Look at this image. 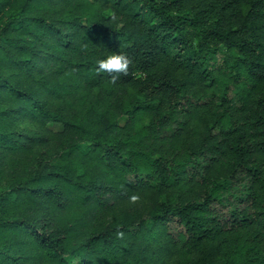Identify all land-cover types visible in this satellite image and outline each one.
Masks as SVG:
<instances>
[{
  "label": "trees",
  "instance_id": "trees-1",
  "mask_svg": "<svg viewBox=\"0 0 264 264\" xmlns=\"http://www.w3.org/2000/svg\"><path fill=\"white\" fill-rule=\"evenodd\" d=\"M0 264H264V0H0Z\"/></svg>",
  "mask_w": 264,
  "mask_h": 264
},
{
  "label": "clouds",
  "instance_id": "clouds-1",
  "mask_svg": "<svg viewBox=\"0 0 264 264\" xmlns=\"http://www.w3.org/2000/svg\"><path fill=\"white\" fill-rule=\"evenodd\" d=\"M132 61L123 54L111 53L107 58H101L96 61L97 67L95 71L97 73L107 74L112 84H117L121 75L127 76L129 74V68ZM131 199L135 201L137 196H132Z\"/></svg>",
  "mask_w": 264,
  "mask_h": 264
},
{
  "label": "rangeland",
  "instance_id": "rangeland-1",
  "mask_svg": "<svg viewBox=\"0 0 264 264\" xmlns=\"http://www.w3.org/2000/svg\"><path fill=\"white\" fill-rule=\"evenodd\" d=\"M126 121V118H121L119 120V124L122 126L124 124V122ZM50 129H52V126H49ZM61 129V128H59ZM14 130L15 131H24V132H29L31 135H36V131L35 129L33 128V126L31 124H21L19 123V121H17L16 125H14ZM66 156L64 158H61V159H65ZM61 159H55L54 160V164L58 163Z\"/></svg>",
  "mask_w": 264,
  "mask_h": 264
}]
</instances>
